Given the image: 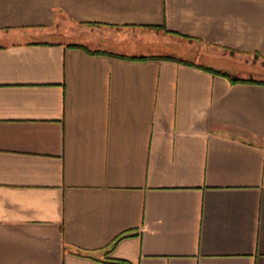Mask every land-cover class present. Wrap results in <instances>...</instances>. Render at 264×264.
I'll return each mask as SVG.
<instances>
[{
	"label": "crops",
	"instance_id": "obj_1",
	"mask_svg": "<svg viewBox=\"0 0 264 264\" xmlns=\"http://www.w3.org/2000/svg\"><path fill=\"white\" fill-rule=\"evenodd\" d=\"M261 82L264 0H0V264H264Z\"/></svg>",
	"mask_w": 264,
	"mask_h": 264
},
{
	"label": "rangeland",
	"instance_id": "obj_2",
	"mask_svg": "<svg viewBox=\"0 0 264 264\" xmlns=\"http://www.w3.org/2000/svg\"><path fill=\"white\" fill-rule=\"evenodd\" d=\"M95 25V24H94ZM93 24L91 25V24H77V25H74V26H72L73 27V29L77 32V33H82L83 31L85 32H87V30H90V29H88L90 26H94ZM71 25H66L64 22H60L59 24H58V31H61V32H64L65 31V29L66 28H71L72 29V27H70Z\"/></svg>",
	"mask_w": 264,
	"mask_h": 264
},
{
	"label": "trees",
	"instance_id": "obj_3",
	"mask_svg": "<svg viewBox=\"0 0 264 264\" xmlns=\"http://www.w3.org/2000/svg\"><path fill=\"white\" fill-rule=\"evenodd\" d=\"M92 25V24H91ZM94 25V24H93ZM152 28H154V29H158L159 27H157V26H154V27H152ZM160 29V28H159ZM211 72L213 73V74H216V75H220V76H223V77H225V78H227L231 83H237V82H253L252 80H242V79H238V78H235V77H233V76H229L228 74H226V73H224V72H221V71H218V70H211ZM261 83H263L264 84V82H261ZM114 263L115 264H128V263H126V262H121V261H115L114 260Z\"/></svg>",
	"mask_w": 264,
	"mask_h": 264
}]
</instances>
